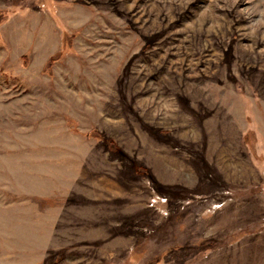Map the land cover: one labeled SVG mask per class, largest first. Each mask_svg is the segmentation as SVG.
<instances>
[{
    "label": "rangeland",
    "instance_id": "obj_1",
    "mask_svg": "<svg viewBox=\"0 0 264 264\" xmlns=\"http://www.w3.org/2000/svg\"><path fill=\"white\" fill-rule=\"evenodd\" d=\"M0 264H264V0H0Z\"/></svg>",
    "mask_w": 264,
    "mask_h": 264
},
{
    "label": "trees",
    "instance_id": "obj_2",
    "mask_svg": "<svg viewBox=\"0 0 264 264\" xmlns=\"http://www.w3.org/2000/svg\"><path fill=\"white\" fill-rule=\"evenodd\" d=\"M104 141L110 150H115L117 148L116 145L113 143V141L110 138H106ZM141 169L142 168H140V166H139V170H141Z\"/></svg>",
    "mask_w": 264,
    "mask_h": 264
}]
</instances>
